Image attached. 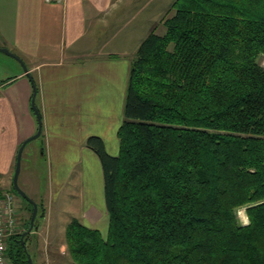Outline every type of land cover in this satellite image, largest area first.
I'll return each instance as SVG.
<instances>
[{
	"label": "trees",
	"instance_id": "1",
	"mask_svg": "<svg viewBox=\"0 0 264 264\" xmlns=\"http://www.w3.org/2000/svg\"><path fill=\"white\" fill-rule=\"evenodd\" d=\"M170 10L131 60L117 154L86 139L108 228L71 220V264H264V0ZM22 233L12 264H28Z\"/></svg>",
	"mask_w": 264,
	"mask_h": 264
},
{
	"label": "crops",
	"instance_id": "2",
	"mask_svg": "<svg viewBox=\"0 0 264 264\" xmlns=\"http://www.w3.org/2000/svg\"><path fill=\"white\" fill-rule=\"evenodd\" d=\"M154 1L0 0V49L16 55L27 69L0 52V181L13 175L20 144L37 131L28 75L42 121L36 139L41 141L26 153L29 161L38 155L53 166L54 160L59 170L53 177L64 183L72 175L70 165L98 160L85 145L89 136L101 137L105 147L110 139L116 148L129 66L142 40L129 52L125 43L137 37L142 23L158 22L172 3L159 10ZM96 210L101 215L95 205L81 210L85 224V213Z\"/></svg>",
	"mask_w": 264,
	"mask_h": 264
},
{
	"label": "rangeland",
	"instance_id": "3",
	"mask_svg": "<svg viewBox=\"0 0 264 264\" xmlns=\"http://www.w3.org/2000/svg\"><path fill=\"white\" fill-rule=\"evenodd\" d=\"M173 1L156 0L154 2L159 6L158 9L162 10V4L167 5L169 2L173 3ZM170 8L171 6L163 14L161 19L167 16L166 14L170 16L173 13ZM161 19L158 22L151 21L142 23V29L136 32L137 37L135 39H127L125 49L129 52L133 48L131 46H134V44L149 34L150 28L152 30L154 29L159 35L164 34L165 28L161 24ZM123 58L128 59L129 56ZM118 65L122 66L121 63H118ZM262 65H264V59L262 60ZM40 141L39 139L33 140L26 144L18 176L19 188L37 205V213L32 229L24 236H27L25 238V250L29 251L28 255L32 264H71V257L66 249L64 231L67 224L73 219L85 224L82 217V209L90 205H95V207L101 209L102 213L99 216L97 215V210L95 213H85L88 214V219H85L89 220V224L85 225L99 229L102 236H106L107 233L108 218L104 211L102 170L98 160L92 163L85 161L83 164L76 166L70 165L68 168L72 172L71 177L69 176L64 183H62L63 181L59 183L53 177L59 170V166L55 164L56 162L54 160L52 163L53 166H48L38 155L34 158L35 160L29 161L27 159L26 153L28 150L36 146ZM113 145H115L114 142L107 139V152L116 155L118 152V144H116L115 149H113ZM27 169L29 170V175L26 172ZM12 177L13 175L6 181L1 180L0 186L10 191L16 198L18 230L19 233H24L29 227L27 223H29L31 218L32 205L21 198L14 190L12 187ZM53 185H55L53 187L55 191L53 193L54 195L51 196L50 193ZM62 186L64 188L63 191L58 193L59 188ZM86 189L88 192H86ZM48 210H51V213ZM238 217L242 224L247 222L244 209L238 210Z\"/></svg>",
	"mask_w": 264,
	"mask_h": 264
},
{
	"label": "built area",
	"instance_id": "4",
	"mask_svg": "<svg viewBox=\"0 0 264 264\" xmlns=\"http://www.w3.org/2000/svg\"><path fill=\"white\" fill-rule=\"evenodd\" d=\"M47 3L61 0H45ZM14 195L0 186V264H12L6 253L8 241L19 234L18 210Z\"/></svg>",
	"mask_w": 264,
	"mask_h": 264
},
{
	"label": "water",
	"instance_id": "5",
	"mask_svg": "<svg viewBox=\"0 0 264 264\" xmlns=\"http://www.w3.org/2000/svg\"><path fill=\"white\" fill-rule=\"evenodd\" d=\"M0 52H3L5 53L6 55L16 59L17 61H19V63L22 65L24 71H27L25 65L21 62V60L16 56L14 55L13 53L9 52L7 49L5 48H1L0 49ZM30 83H31V86H32V97H31V108L33 110V113L36 117V120H37V124H38V127H37V131L35 134H33L32 136L28 137L27 139H25L24 141H22V143L20 144L18 150H17V154H16V159H15V166H14V172H13V177H12V187L14 188V190L18 193V195L25 199L28 203H30L32 205V214H31V218H30V221H29V227L28 229L22 233L21 237H20V241L21 243L23 244V238L25 235H27L31 229H32V226H33V222H34V219L36 217V213H37V205L34 201H32L18 186V176H19V173H20V169H21V160H22V154H23V150L26 146V144L28 142H31L33 140H36L40 134H41V127H42V121H41V116L35 106V96H36V87L31 79V77L28 75L27 76ZM27 261H28V264H32L31 263V259L29 257V255L27 256Z\"/></svg>",
	"mask_w": 264,
	"mask_h": 264
},
{
	"label": "bare ground",
	"instance_id": "6",
	"mask_svg": "<svg viewBox=\"0 0 264 264\" xmlns=\"http://www.w3.org/2000/svg\"><path fill=\"white\" fill-rule=\"evenodd\" d=\"M246 219V218H245ZM248 223V221L245 223V224H247Z\"/></svg>",
	"mask_w": 264,
	"mask_h": 264
}]
</instances>
